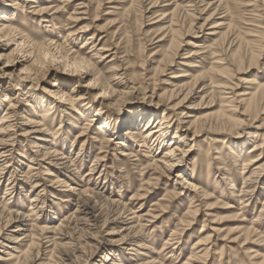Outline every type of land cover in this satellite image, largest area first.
I'll return each mask as SVG.
<instances>
[{"label":"rangeland","instance_id":"1","mask_svg":"<svg viewBox=\"0 0 264 264\" xmlns=\"http://www.w3.org/2000/svg\"><path fill=\"white\" fill-rule=\"evenodd\" d=\"M149 1L70 0V2L58 3L52 0H36L30 9H26L25 19L22 20L21 15L15 16L17 20L13 23V27L20 31V34L30 37L31 40L44 42L50 39L65 45H69V43L64 42L63 38L69 32H73L74 36L68 38L72 43L66 48H72L74 53L77 52L85 58L94 56V49L98 50L101 47L109 49L108 52L102 54L101 59H93L92 63L104 75L116 74L117 80H121L126 85L129 84V86L123 84L118 89L126 95L122 100L129 106L123 104L119 107L112 106L109 109H104L111 114L109 117L117 125L120 124L121 118L126 113H129L126 116L129 123L127 121L125 123L131 124V111L137 108L142 109V105L153 107L159 95L171 90L172 86L176 84L173 82H179V80L172 79L176 75L185 74L186 77L180 80L191 85L193 79L199 76L198 73L208 76L205 80L208 86L210 85L209 81H213L212 83H215L213 85H220L227 81L232 90H224V92L231 94L221 95V98L219 95L211 102L208 101V98L201 102L200 96L204 94L199 93L201 91L199 87L195 89L197 95L186 100L180 108L175 110L176 117L171 113L170 108L179 100H172V103L164 101L160 104L162 106H158L161 108V112L165 109L166 114L173 121V125L176 121L183 122L181 129H185L188 126L187 123L192 120L191 118L181 120L180 117L183 115L199 118L221 112L230 122L227 130L222 132V129L215 127L213 120L212 124L207 121L204 130L198 134L199 136L193 138L192 142H190L191 136L187 137V145L189 143L192 146L184 148L186 155L183 157V162L171 174L152 166L149 161L151 158L147 156L150 153H146L147 150L137 146L132 149L133 155H135L133 160L136 162L132 159H124L119 156L120 150L118 149L125 148L120 147L118 143L121 141L116 140L118 130L116 133H112L111 138L115 141L109 148L93 144L92 137L97 135L94 133L88 132L85 137L76 138L79 131L72 125H76L77 122L67 121L65 118L67 115L63 114L62 109L68 106L64 103L63 105L59 104L48 91L56 89L51 88V85L53 82L57 84L56 79L59 76L56 77V75L61 71L59 68L55 69V72L52 71L46 76L40 77L37 81L31 80V84V82L23 80L25 76H28L26 72L22 71L27 66L26 55L14 54L9 59L10 63L6 64L7 57L5 56L13 50L14 44L8 43L7 39H0V67L6 70L0 77V87H2V90L0 88V119L4 110L8 108L6 103L1 102L4 99L1 92L4 90H12L11 97L18 101L16 106L19 112L17 115L19 117L15 118L18 121L16 120L13 124L15 132H11L9 135L18 143L13 146L12 156L0 160L1 166L8 165L3 168L4 170H0V210L3 212L1 214L3 218L0 217V228L4 226V220L7 219L8 213L15 217L16 214H19L20 220L12 222L4 234L14 235L12 231L17 230L20 225H26L23 230L28 229L32 233V240L35 243L31 249L33 260L28 264H69L68 260L71 264H111L109 261L104 262L105 255H108L109 259L115 260L117 264H264V243L256 238H251L250 241L244 243L245 237L242 235L243 231L249 229L252 223L258 219L259 211L264 203V171L259 181L255 182V186L248 190L250 191L249 195L244 193L248 196H244L241 201H238L239 199L236 197L237 194H241L237 191L243 184L241 179L243 175L240 173H247L249 169V167H243V162L247 158L240 156V144L243 146V153L250 158L259 155V152H254L255 154L250 152L253 144L263 142L262 154L259 159L261 164L264 163V103L262 101L255 106L249 105L248 107V104L241 101L246 94L253 93L257 84L264 82V0H224L225 7H227L219 15L210 19L202 32H198V27L204 23L208 14L195 13L196 20L193 21L194 25L192 24V36L176 35L179 37L177 40L181 43L178 56L174 58L172 66L166 68L161 58L169 51L167 48L169 37L165 38L166 41L159 42L160 34L157 33V30L165 22V20H160V14L169 13L173 6H166L168 3L159 1L157 8L144 13V7L149 8L151 3ZM175 2L181 9L187 10L189 13L204 7L202 4H194L193 0H175ZM170 3H174V0ZM12 4V0H0V16L3 15L1 13H4L1 12L2 9L12 12ZM32 7L49 8V11L40 19V17L30 14L34 9ZM55 7H59V11L56 13ZM6 14L7 18H13L10 16L11 13L7 12ZM50 15L55 19L56 29L50 23L43 22V20L49 21ZM72 17L77 20H73ZM184 17H186L185 14L181 13L176 19L181 33L183 31L185 33L187 28L188 19ZM211 22L224 26L230 25L232 29H229L233 31L231 33L238 37L239 41H242L241 52L244 64L241 70L236 69L235 65L231 64L230 66L228 59H225V54L223 53V55L217 48L216 37L212 35L214 32L211 30L214 24L210 25ZM84 28H87V31L82 32ZM173 28L178 29V27ZM222 28L216 33H223L225 30L223 29V31ZM92 36L93 39L90 40ZM85 40L91 44L85 45ZM193 44L200 45L198 48L192 49ZM190 50L197 55L189 56L187 53ZM251 56L257 57L256 65L250 66ZM187 62L190 63L187 64ZM158 70L165 72L156 75ZM218 71H221L222 74ZM63 76L64 74L60 77ZM65 76L68 77V75ZM226 76L229 81L225 78ZM209 77L212 79L209 80ZM71 80H74L71 84L77 82L75 76ZM59 81L60 79H58ZM84 82L85 80H82L78 84L81 85L75 89L73 96L83 93ZM17 83L19 91H13L11 85L15 86ZM64 83L69 85V82ZM130 83L136 88L147 86L145 98L142 96L141 89L139 92L129 90ZM67 86L66 88L61 86L60 89L71 91ZM152 89H154L153 95ZM26 95L29 98H26ZM42 96L47 110L52 108L51 111L48 110L50 114L45 119L52 124V132L57 134L55 140L49 138L52 141L49 144L37 142L40 148L34 150L30 148L32 146L30 143H35V139L43 135L33 134L30 138H23L21 135L25 130H30L25 126L26 119L34 117L33 120H36V117L30 113V108L35 101H41ZM234 96L235 98H233ZM88 99L94 101L93 97ZM22 107L29 109V112H25L26 117ZM128 107L131 110L128 109L129 111L125 112ZM247 108L249 109L247 110ZM240 113H246L247 117L241 116ZM73 114L81 118L80 124L82 125L78 126H83L85 120L82 116L80 117V111L73 112ZM21 115L25 117L24 120L20 119ZM40 116H44V114L40 113ZM61 118L65 123L64 128L60 130L59 121ZM68 124L71 126L67 127ZM62 133L68 135L65 144L60 141ZM168 143L170 144V140L167 138L161 146L164 148L162 154L158 156L159 158L166 154V144ZM53 146L59 149L60 154L68 155L74 161L79 170L78 175L72 177L69 173L62 171L59 166L55 169L48 168L49 161L46 160L44 164L39 157H34L35 160L31 163L34 152L41 151L42 153L46 151L44 149L53 151L55 150ZM170 147L173 148V146ZM126 149L128 150V148ZM101 150L105 151L102 154V156H106L105 162L99 163L92 172L90 171L94 168L92 164H95L93 157L97 156ZM179 153L176 152V155ZM215 158L218 160L214 161ZM103 165L106 166L104 169H106L107 175L103 171L102 174L106 179L98 176ZM46 169L50 171L51 176H46L49 175L45 172ZM177 171L184 175L187 174V178L191 177L197 186L195 192L203 191L210 199L206 202L201 200V195L196 198L193 193H187L184 196L185 192L194 191V188L183 180L182 183L177 181ZM62 174L67 177L60 176ZM224 176L228 179L224 180ZM55 177L67 182V186H71V188L84 187L83 189L86 188L91 195L88 194L87 198H82V196L76 195L77 193L64 192L68 188L63 184L61 187L51 183ZM209 177L213 179V184L207 182ZM73 180L77 181V184ZM215 182L218 184L214 185ZM35 183H38L40 187L32 189ZM180 189H182L181 195L174 197V192L179 193ZM41 192L43 193L41 194ZM37 193L40 194V199L44 200H40V202L38 200L37 207L34 208L36 205L31 206L30 202ZM66 199L67 202H63ZM85 199L88 201L82 204ZM109 201H116V203L109 206L107 203ZM88 203L98 205L100 210L94 226L88 227L91 225L85 224L88 218L79 215L80 213L76 215V219L70 220L69 224L65 225L71 213H75L78 207L82 209ZM189 203L192 205L191 207L199 210L192 218L190 215L188 216V212L194 209H188ZM32 208L34 211L31 210ZM129 209L131 211L126 214L134 213L135 216H140L143 219L139 223L142 229L139 230L134 224V220L126 222L127 218H132L127 217L129 215L126 214L123 219L113 223V218L110 217L112 211L124 212ZM106 218H109L111 223L103 227ZM188 221H190V225H186ZM254 226L258 232L264 234V217L257 220ZM52 227L54 231L51 235L45 232L46 230L42 231L43 229L52 231ZM135 227H137V232L139 231V238L133 239L134 232L132 231ZM23 233L25 234L24 231L20 232L19 237H22ZM128 234L129 236H127ZM126 236L127 238H125ZM206 238L210 239V244L201 245L202 242L199 241ZM26 241L27 239L24 240V243ZM137 241H142L141 244H138L139 246L135 243ZM221 246L224 248L222 255L219 253ZM204 248L208 249L206 257L203 256L196 261L190 260L191 255L200 257L204 253ZM21 249H25V247ZM5 251L10 250L6 249ZM36 255H39L37 260Z\"/></svg>","mask_w":264,"mask_h":264},{"label":"bare ground","instance_id":"2","mask_svg":"<svg viewBox=\"0 0 264 264\" xmlns=\"http://www.w3.org/2000/svg\"><path fill=\"white\" fill-rule=\"evenodd\" d=\"M52 1L58 2V3L70 2V0H52ZM159 1H162L161 3H168V5H166V6H170V7L173 6L169 13L160 14V16H159V18H161L160 20H165V22L163 24H161L159 26L160 28L157 30V33L160 34V37L158 36L159 40H160L159 42H164V41H166L165 38L169 37L168 38V47L166 46L167 48H169V51H167V53L162 56V58H161L162 60L160 59L162 61V63H164L165 68L172 66V64L174 63L173 62L174 58L178 56L177 53H178V50L180 48L181 43L177 40V38H179V37H177L176 35L182 36V37L192 36V32H193L192 28L194 25L193 21L196 20L195 13H198L199 15L208 14V17H206L204 23L198 27V32H202L205 24L210 19H212L214 16L216 17L217 15H219V13L227 7V6L225 7L226 4H224V0H207V1L206 0H193L194 4L195 3L202 4L204 7L201 10L195 9L196 12L194 11L192 13H189L187 10L185 11L184 9H181L178 6V4H176L175 0H174V3H170L172 0H150L149 2H151V3L149 4V8L144 7V13L151 12L150 10L157 8ZM12 2H13V4L11 5L12 6V12H9L7 9H4V10L2 9L3 11L1 10V12H4V13H1L3 15L0 16V39H2V38L7 39L8 43L14 44L13 50H11L9 52V55L5 56V57H7L6 58L7 59L6 64L10 63L9 59L14 54L15 55H26L27 66L24 69H22V71L26 72L28 76H25L23 78V80L29 81V82H31V84H32V81H37L40 79V77L46 76L47 73H50L52 71L55 72L56 71L55 69H57V68H59L61 70L60 74L56 75V77L59 76L57 78L60 79V81L58 82V79H56L57 84L55 82H53L51 85V88H56V89L52 90V91L51 90H48V91L52 95V97L54 99H56V101L59 102V104L63 105V103H64V105L66 104L68 106V107H64L62 110L64 112L63 114L68 116V117L67 116L65 117L67 121H72L73 123H75V122L78 123V124L76 123V125H72L74 129L79 131L76 134V136H77L76 138H83L86 136V133H88V132L94 133L97 135L92 137L93 138L92 143L95 145L105 146V147L109 148V146L113 145L114 144L113 142L115 141L113 138H111L112 137L111 135H112V133H116V131L118 130V132L116 133L118 135L116 140L121 141V143L119 142L118 144H120V147L125 148V149H121V148L118 149V150H120L119 156L123 157L124 159H132L133 160L135 155H133L132 149L134 148V146H137L140 149L147 150L146 153H150V155H147V156H150L151 159L149 161H150L152 166L160 168V169L166 171L167 173L171 174L174 171V169L177 170L179 168L178 166L183 162V157L186 155V151H184V148H191V146H192V145H189V143L187 145V140H188L187 137L191 136L190 142H192L193 138L199 136L198 134L200 132H202V130H204L203 128H205V124L207 121L208 122L210 121V123L212 124V120H213V123H215V125H216L215 127H217V129L219 128L220 130L222 129V132L227 130L226 128L230 122H229L228 118L226 116H224V114H222L221 112H218L217 114L205 115L204 117H199V118H195L192 116H186V115L182 114L183 116L180 117L181 120L187 119V118H191L192 120H190L187 123L188 126L185 129H181V128H183V127H181V125L184 124L183 122L176 121V123H174V125H173L172 124L173 121L170 120V117L166 114L165 109H163V111L161 112V108L158 107V106H162L160 104L164 103V101L165 102L167 101L168 103H172V100H179L178 102L173 104L172 107L170 108L171 113L176 117L177 115H175V113H176L175 110L177 108H180V106H182V104L186 100H188L189 98H193V96L197 95L198 93H196L195 89H198L199 87L201 88V91L199 93L204 94L203 96H200L201 102L204 101V99H206V98H208L209 99L208 101L211 102V101L215 100V98L219 97V95L221 98V95L231 94V93H225L224 92V90H232L231 86H228L227 81H225L224 83H221L220 85L219 84L213 85L215 83H212L213 81L212 82L209 81L210 85L208 86L205 83L206 82L205 80L208 76L206 74L201 75L199 73L197 74L199 76H197L195 79H193L191 77L194 80L193 81L190 79V81H193L192 85L189 83L191 86L187 82L185 83V82L180 80L181 78L186 77L185 74H180V75H176V76L172 77V79L179 80V82L178 81L173 82L176 84H174V86H172L173 88L171 90H169V91L167 90L162 95H159L158 100L155 102L153 107H150L147 105H142L141 106L142 109L137 108L136 110H133L130 112V115L132 116V119H130L131 124L125 123L126 121L129 123V120L126 117L127 114H129V113H126L123 118L120 117L124 121L121 120L120 124L117 125L115 122H113V120H111V117H109L111 114L109 112L105 111L104 109L105 108L109 109V107H112V106H118L119 107V106H122L123 104H126L122 100V98H125L126 95L123 93L122 90H118V89L123 84H124V86H129V84L126 85L125 83H122L121 80H117L115 78V77H117L116 74L104 75L100 71V69H98L94 63H92L93 59H96V58L101 59L102 54L105 52H108L109 49H105V47H101L98 50L94 49V52H95L93 54L94 56H90V58H85L84 56H81L77 52L74 53L72 51V48H66V47H69V45H71V43H72V42H69L68 38L69 37L72 38V36H74L73 32H69L63 38L64 42L69 43V45L68 44L65 45V44H61V43L59 44L58 41H54V40H50V39L48 41H44V42H38L35 40H31L30 37H28L27 35H23L22 33L20 34V31H17L13 27V23L16 22V20H17L16 18L19 17V15L22 16V20L25 19L27 16L26 15L27 14L26 9H30V6L32 4L36 3V0H22V2H21V0H12ZM194 7L196 8V5ZM32 8H34V9H32V12H30V14H32L34 16H38V17H40V19H42L43 16L46 15L47 12L49 11V8H39V7H32ZM54 10H55V13L58 12L59 7H55ZM7 12L9 14L11 13L10 16H12L13 18H10V19L7 18V14H6ZM181 13H184L186 16L184 18L188 19L187 20L188 21L187 22V28L185 27L186 28L185 33H183L184 31L181 33V31H180L181 28L179 26H177V20L176 19L178 18V16ZM15 16H17V17L15 18ZM72 18H70V19H72ZM49 19H50L49 21L43 20V22L44 23H50L51 26L54 29H56V23L54 22L55 19L52 18L51 15H50ZM73 20H77V19L73 18ZM178 20H180V19H178ZM184 21H183V23H185ZM211 24H214V26L212 27L211 30H212V32H214V33H212V35L216 37L217 48L220 49L222 54L223 53L225 54V57H226L225 59H228L230 66H231V64H232V66L235 65L236 69L238 68L241 70L243 68V64H244V61H243L244 58L242 57L243 54L241 52L242 51V41H239L238 37L234 36L231 33L233 31L230 30V29H232L230 27V25L224 26L223 24H217L215 22H211L210 25ZM173 27H178V29H176V28L174 29ZM221 28H222V30L224 29L225 31L223 30L224 31L223 33H216V31L220 30ZM86 29L87 28H84L82 32H84ZM92 39H93V36L90 38V40H92ZM87 42L88 41L85 40L84 44L85 45L91 44V43H87ZM199 45L200 44H193L192 49L198 48ZM228 53H230V55H228ZM187 54H189V56H196L197 55L196 53L191 52V50ZM189 56H188V58H189ZM256 56H258V55H256ZM256 56L250 57V59H249L250 66L256 65V62H257ZM189 63L190 62H187V64H189ZM156 70H157V68H156ZM5 71L6 70H3V68L0 67V77H1V75L4 74ZM164 72H165L164 70H158V72H156V75L163 74ZM218 72H221V71H218ZM214 73H215V71H214ZM62 74H64V76L60 77ZM215 74H217V73H215ZM221 74H222V72H221ZM65 75H68V77ZM74 76L77 78V82L75 84H71V82L74 81V80H71ZM227 77L228 76H226L225 78H227ZM65 79H68V80H65ZM208 79L211 80L212 78L209 77ZM82 80H85L84 85H82V87L84 88L83 93L78 95V96H73L75 89L80 87L81 84L80 85H78V84L81 83ZM115 80H117V81L115 82ZM227 80H228V78H227ZM64 82H67V83L69 82L68 83L69 85L67 86ZM128 83H129V81H128ZM231 84H232V82H231ZM17 86H18V83L15 84V86L11 85V87H13V91H15V90L19 91V88ZM61 86L65 87V88L67 86L68 88L71 89V91L67 92L65 90H61L60 89ZM0 88L2 90V87H0ZM124 89H127V87H124ZM140 89L143 91L142 96L145 98V96H146L145 92L147 91V86L145 88H140V87L136 88V86L131 84L130 88H129V90L137 91V92L141 91ZM11 92H12V90H10V91L4 90L1 92V94H3V98H4L3 101H1V102L6 103V105H8V108L4 110V112L1 116V119H0V160L2 158L3 159L7 158V156H12L13 146L18 143L16 140H13L9 137L11 132H15L13 129L15 127L13 126V124H15V121L17 120L15 118L19 117V116H17V115H19V112L17 111V106H16L18 101H15V99H13V97H11L13 95ZM153 94H154V89H152V95ZM27 97L28 96L26 95V98ZM89 97H93L94 101H97V102L95 103L94 101H90L88 99ZM233 98H235V96ZM40 99H41V101L40 100H39V102L35 101L32 104V108H30V110H31L30 113H32V116L36 117V120H33V119H35L34 117H32L31 119L27 118L26 119L27 124L25 126H27L30 130H28V129L25 130L24 134L21 135V137H23V138H30L31 135H33V134L43 135L41 137H37L35 139L36 140L35 143H30L32 145L30 148L34 149V150H36L37 148L38 149L40 148L39 144L37 142L49 144L52 142L51 139H49V138H53L52 140H55V136L57 134V133L52 132L53 131L52 124L48 123L45 119V117L50 114V111L52 108L48 109V110H50V111H48L47 105L44 104V102H45L44 97L42 96ZM151 99L152 98L150 97V101H151ZM243 99H245V100H243ZM243 99H241V101L244 102L245 104H248V107H249V105L255 106L257 103H261L262 101L264 103V82L262 84H260V83L257 84L253 89V93L251 92L250 94H246L245 98L243 97ZM50 104H52V103H50ZM127 106H129V105H127ZM22 108H24V115L26 114L25 112H29V109H27L25 107H22ZM67 108H69V109H67ZM258 108H259V106H258ZM128 109L131 110V108L128 107L125 109V112H127L126 110H128ZM248 109L249 108H247V110ZM253 109H254V107H253ZM66 111H69V112L67 113ZM79 111H80V117L82 116V118H84V120H85V123L83 124V126H78V125H82V124H80L81 118H79V117H77V115L75 116V114H73V112L77 113ZM40 113H41V115L44 114V116H40ZM240 114H241V116L247 117V116H245L246 113L245 114L243 113L244 115L242 113H240ZM25 117H26V115H25ZM25 117L21 115L20 119L24 120L23 118H25ZM62 118L59 121L60 130L64 128V123H65V121ZM87 118H89V119H87ZM75 119H76V121H75ZM243 119H245V118H243ZM250 119H252V118H250ZM253 121H254V118H253ZM69 125L71 126V124H68L67 127H69ZM96 125H97V127L95 128ZM67 136L68 135L65 133H62V135L60 136V139H61L60 141H62V144L66 143ZM167 138L170 140V144L169 143L166 144V146H167L166 154H164L163 157L159 158L158 156L160 154H162V151L164 148L161 146H163L162 144L165 141V139H167ZM262 144H263V142L253 144L252 150L250 152L251 153L259 152V155L258 156H252L250 158H248V155H245L243 153V149H242L243 146H241L242 144H240L241 150H240L239 154H240V156H243V157L246 156L245 158H247L243 162L244 163L243 167H249V169H248L247 173H244V172L240 173L241 175H243V177L241 178L243 181V184L239 188V191H237V193L242 194V195L241 194L236 195V197L239 199L238 201H241L242 198H244V196L247 195V194L245 195L244 193H248V195H249L250 191H248V190L255 186V182L259 181V178L261 177L262 172L264 171V163L261 164L260 159H259L261 154H262V150H261ZM170 146H173V148H171ZM100 148L102 149L104 147H100ZM126 148H128V150ZM53 149H55V150L52 151L49 149H44L46 151L42 152V153H41V151L34 152V153L32 152L34 155L31 158V163H32V161L35 160L34 157H39V158H41L40 161L43 162L44 164H45L46 160L49 161V163L47 165L48 168L50 167V168L55 169L56 167L59 166V167H61L62 171L69 173L72 177L75 175H78L79 170H78V167L75 165L74 161H72L71 158L68 157V155L65 156V154H62V153L60 154L59 149H57L55 146H53ZM176 152H178V153L180 152V153L178 155H176ZM103 153H105V151L101 150L97 154V156L93 157V163H95V164L94 165L92 164V166L94 168L91 169L90 171L93 172L95 170V168H97L96 166L99 165V163L105 162L106 156H102ZM237 154H238V152H237ZM215 160H218V159L215 158L214 161ZM133 161L136 162L135 160H133ZM6 167H8L7 164L3 165V166L0 165V170H4L3 168H6ZM101 167H103V169L101 170V172L98 176L104 177L105 175H107V171H106V169H104V168H106V166L103 165ZM243 170H244V168H243ZM102 171L106 172V174L105 175L102 174ZM45 172H47V174L50 173V171L48 169H46ZM177 172H178V174L176 176L177 181H180V183H182L181 181L183 180V181L187 182L188 184H191L192 188H194V191L188 190L187 192H185L184 196L187 195V193L188 194L193 193V196L196 198L199 197V195H201L202 196L201 200H204L206 202L208 199H210V197L206 196L205 193H203V191L199 192V190H198L197 192H195V189L197 188V186H195V184L191 180V177L187 178V174L184 175L183 173H181L179 171H177ZM88 174L90 175L91 173H88ZM88 174H87V176H88ZM46 176H51V175L49 174ZM60 176L67 177L64 174H62ZM59 177H55L54 179H52L51 183L59 185V186H61V184H63L64 187L68 188V190H66L64 192L77 193L76 195L82 196V198H87L88 194L91 195V193L88 190H86V188L83 189L84 187L78 189L75 187L71 188V186H67V182H63V180L62 181L59 180ZM104 179H106V178L104 177ZM223 179L227 180L228 177L224 176ZM73 181L75 184H77V181H75V180H73ZM207 182L210 184H213V179L209 177V178H207ZM217 182H215L214 185H217L218 184ZM182 185H184V184H182ZM175 186H177V185H175ZM39 187L40 186L38 185V183H35L32 186V189H37ZM180 190L181 191L179 193L174 192V197H178L181 195L182 189H180ZM221 190H223V189H221ZM39 193H37L35 195V197L33 196V198L31 199L30 205L32 206L35 204L36 206L34 208L37 207L36 202L38 203V200H39V202H40V200H42V201L44 200L43 198L40 199L41 196ZM42 193L43 192H41V194ZM139 198H140V196H139ZM108 200H110V199H108ZM86 201H88V200L85 199L82 202V204ZM63 202H67V199H66V201H63ZM114 202L116 203V201H109L107 203H109V206H111V205H115ZM238 204H239V202H238ZM191 206L192 205H190V203H189L188 209L190 210L191 208H193L194 210L189 211L188 216L190 215V217L192 218V217L196 216V214L198 213L199 210L195 209L194 207H191ZM31 210L34 211L33 208ZM99 211L100 210L98 208V205H96L94 203L92 205L90 203H88L82 209H80V207H78L76 209L75 213H71L69 215V217L67 216L68 220L65 223V225H68L70 220L76 219L77 218L76 215L80 213L79 215H81L85 218L86 217L88 218V220H87L88 223L87 222L85 223L86 225L91 224V225H88V227L94 226V224L96 223V221L98 219L97 217H98ZM130 211H131L130 209L127 211H124V212L123 211L118 212V211L114 210V211H112V214L110 215V217H111V219L113 218V220H112L113 223L118 222L119 220L124 218V215L127 212H130ZM2 213L3 212L1 211L0 217H2L1 216ZM18 215L19 214H16V217H15V216H13V214L8 213L7 219L5 218L6 220H4L5 221L4 226H2L0 228V246H1L0 247V264H28L31 260H33L32 256H31V251H32L31 249L35 245V243L32 240V236H33L32 233H30V231L28 229L23 230L26 225H20V227L17 230L12 231V233L14 235L8 236V235L4 234L5 231H8V228L10 227V224L12 222L20 220V218H18ZM126 215H129L127 217H132L130 219L127 218L126 222L129 220H134V224L139 228V230L142 229L141 226L139 225V223L142 222L143 219L140 216H135L134 213H130V214L128 213ZM263 217H264V203H263V205L259 211V215L257 217L258 219H256V221L263 218ZM79 221H80V216H79ZM256 221H254L252 223V225L249 229H245L243 231L242 235H244V237H245L244 243H247L248 241H250L251 238H256L257 240H260L261 243H264V234L258 232L257 228H255V226H254L256 224ZM21 222H24V221H21ZM183 222H185V221H183ZM109 223H111L109 221V218H106L104 220L103 227H105ZM186 225H190V221L186 222ZM137 227H135V229L132 231V232H134L133 233L134 234L133 239L139 238L138 237L139 231L137 232V229H136ZM130 228H132V227H130ZM53 229L54 228L52 227V231L47 230V229H43L42 231L46 230L45 232H47L48 234L51 235V234H53V231H54ZM40 230H41V227H40ZM22 231H24L25 234L23 233L22 237H19L20 232H22ZM58 231H60V230H58ZM55 236H56V234H55ZM127 236H129V234ZM127 236L125 238H127ZM237 238H239V237H237ZM25 239H27L26 243H24ZM141 242L142 241H137L135 243L138 245V244H141ZM199 242H202L201 245L210 244V239L209 238L202 239ZM10 245H14V246H10ZM140 246H142V245H140ZM23 247H25V249H21ZM5 248L9 249L10 251H5L6 250ZM1 249H5V250H1ZM36 250H37V248H36ZM223 251H224V248H223V246H221L220 251H219L220 255H222ZM110 252H111V250H110ZM203 252L204 253L200 257L196 256V255H191L190 260L193 259L194 261H196L203 256L206 257L208 249L204 248ZM38 256L39 255H36V257H35L36 260H37ZM108 261L111 264H117V262H115V260L109 259L108 255H105L104 256V262L106 263ZM68 263L71 264L69 260H68Z\"/></svg>","mask_w":264,"mask_h":264}]
</instances>
